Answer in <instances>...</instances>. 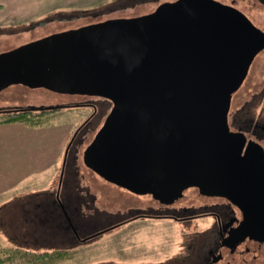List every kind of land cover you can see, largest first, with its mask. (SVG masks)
<instances>
[{"label": "water", "instance_id": "water-1", "mask_svg": "<svg viewBox=\"0 0 264 264\" xmlns=\"http://www.w3.org/2000/svg\"><path fill=\"white\" fill-rule=\"evenodd\" d=\"M263 36L215 0L163 2L1 53L0 91L21 84L111 101L83 164L162 205L225 199L237 222L215 262L264 264V152L244 148L227 123Z\"/></svg>", "mask_w": 264, "mask_h": 264}, {"label": "rangeland", "instance_id": "rangeland-1", "mask_svg": "<svg viewBox=\"0 0 264 264\" xmlns=\"http://www.w3.org/2000/svg\"><path fill=\"white\" fill-rule=\"evenodd\" d=\"M165 0H162V2ZM229 2L230 0H215ZM243 5V11L249 14L250 19L258 26L264 27V8L254 0H238ZM252 3H256L257 7H252ZM122 4V5H121ZM121 5V7H120ZM259 5V6H258ZM157 6L156 2L145 0H0V10L4 9L10 15L19 14L18 17H10L13 21L18 18L22 25L30 24L31 19L53 16V22L38 27L35 31L22 30L15 34L0 36V51L7 48L24 43L28 38L36 34L48 32L53 28H64L76 26L85 23H94L95 21H103L106 19H118L131 17H140L148 14ZM250 7V8H249ZM251 9V10H250ZM40 12V13H39ZM13 14V15H14ZM36 14V15H34ZM62 18H66L64 21ZM7 19V18H5ZM20 23V22H19ZM33 23V22H31ZM5 25L9 24L4 22ZM264 41V38H263ZM247 80L241 87V90L234 97L233 110L240 107L248 100H253L251 110L255 115L264 111L261 101L252 99V96H259L264 89V46L259 54H256L254 66L247 74ZM255 96V97H256ZM88 98H82L75 95H59L47 90H27L21 86L11 87L0 94V105L12 106H49L54 103H61L64 109L52 112L31 113L28 118L39 121V124H25L19 122H8L7 118L15 116H0V124L16 123L23 126L38 128L45 130L39 131L36 142L40 146H31L28 152L18 150L16 146L1 144L0 150L4 151V156H0V256L12 253L15 249L8 244L6 232L5 216L14 218V206L24 196L32 195L37 191H42L58 178L57 169L45 172L43 175H25L28 173L27 168L13 162L12 158L17 161L22 154H33L40 152L43 145H47L46 152H54L58 147L57 142H62L63 152L65 151L69 139L74 133L76 127L80 125L89 114L90 109L75 106L76 103L83 102ZM259 100H262L259 98ZM75 106V107H74ZM88 132L80 151L84 149L96 130ZM57 141V142H56ZM10 144H12L10 142ZM21 154V155H20ZM36 156V155H33ZM64 158V157H63ZM80 165V174L86 184H95L98 178L81 163V157L78 161ZM36 173V170H35ZM97 179V180H96ZM99 183V181H98ZM99 196V194L97 193ZM121 198L122 205L132 204V206L145 207L147 205H155L151 202L152 198L148 197H132L128 194ZM133 198V199H131ZM102 200V199H100ZM148 200L150 203L148 204ZM154 201V200H153ZM212 201V200H210ZM156 202V201H155ZM199 201L196 198H188L181 202L189 207H194ZM179 204V203H176ZM126 209V208H125ZM212 218L197 217L184 222L172 220H138L126 224L125 227L116 229L115 232L105 234L103 237L93 240L88 245L74 247L70 252H64L63 257H59L55 261L41 262L38 258L34 261L14 259L3 264H169L174 259L184 256L187 252L189 243L195 241L196 235L206 234L212 226ZM23 252V251H21ZM50 254L44 255L43 261L49 260ZM51 258V257H50Z\"/></svg>", "mask_w": 264, "mask_h": 264}, {"label": "flooded vegetation", "instance_id": "flooded-vegetation-1", "mask_svg": "<svg viewBox=\"0 0 264 264\" xmlns=\"http://www.w3.org/2000/svg\"><path fill=\"white\" fill-rule=\"evenodd\" d=\"M145 1L147 2L151 0ZM152 1L156 2L158 6L163 2H174L175 0H165L163 2L162 0ZM254 1H257L260 5H258L259 7L264 8V0ZM217 2L236 8L250 20L255 28L259 29L264 34V27L258 26L252 19H250L249 14L242 9L243 5L238 6V0ZM255 4L256 3H252L251 6L257 7ZM152 11L148 12V14L152 13ZM13 14L10 15L9 12L4 9L0 10V36L3 33L6 35H12L21 30L23 32L35 31L38 27L53 22L52 20L54 18L51 15H49V17L39 18L40 15L38 14L36 16L37 19H31L30 24L23 26L20 19L16 18L13 21L10 19L9 16L14 18L19 15ZM62 19L64 21L67 20L66 18ZM106 20L95 21L94 23L89 22L83 25L78 23L76 26L74 25L61 29L56 27L50 29L48 32L33 35L28 38L26 42L15 47L37 41L38 39L47 37L51 34L60 33L61 31L72 30L73 28L84 27L85 25L104 22ZM4 22L9 24L5 25ZM15 47L4 49L0 51V54L15 49ZM261 51L262 49L257 52V54ZM255 59L256 56L249 64L250 66L247 74L254 66ZM247 74L244 81L230 99L231 102L228 109L227 123L229 129L233 133L243 135L244 148H246L248 144H254L262 148L264 152V111L255 115L253 110H251L253 100H248V102L243 103L240 107L233 110V103L235 101L233 99L247 80ZM17 86H21L27 90H46L44 88H28L21 84L9 85L6 89ZM6 89L1 90L0 94L6 91ZM78 96L88 99L80 102V104L76 103L75 106L84 107L85 109L89 108L90 112L87 114V117H85L86 119L76 127L74 133L69 139V143L65 149L66 158L62 162L58 171V178H56L50 187H47L42 191H37L32 195L24 196L21 200L15 203L16 205L13 207L14 213H16L14 218L8 217V214L5 216V222H7L5 236L7 237L8 244L11 245V247L19 248L26 254L33 255L70 252L74 247L88 245L90 242H93V240L103 237L105 234L115 232L116 229L123 228L126 224L138 222V220L161 221L175 219L176 221L184 222L197 217H209L212 218L213 222L211 228L207 230L206 234L196 235L195 241L189 243L185 255L178 259H174L169 264H218V262L215 261L218 258L222 240H224V237L227 235L230 228H232L237 222L233 206L220 197H217L212 201H206L205 203L199 202L194 207H189L182 203L162 205L151 195L152 201H150L155 205H150L149 200L147 202L149 205L145 207H135L127 202L125 205H122L120 197L125 194L134 198L142 196L148 197V195H135L126 188L124 189L119 185L106 181L102 177L96 175L91 169L89 170L85 164H83L82 160L84 150L99 132V128L106 120L113 105L111 101L99 96ZM255 96L256 95L252 96V99L257 98V104L261 101L264 110V89L259 96ZM259 98L262 100H259ZM62 105L63 104L61 103H54L49 106H44V104L41 106L0 105V116L7 117L16 116L18 113L58 111L66 107L65 105ZM92 130H96L92 139H90L84 149L79 152L80 147L84 142L83 139L86 138L88 132ZM79 157H81V163L83 166L98 178L99 183L98 181L91 185L85 183L82 179L83 175L80 174V165L78 163ZM234 263V259L231 258L223 264ZM106 264L113 263L109 262Z\"/></svg>", "mask_w": 264, "mask_h": 264}, {"label": "crops", "instance_id": "crops-1", "mask_svg": "<svg viewBox=\"0 0 264 264\" xmlns=\"http://www.w3.org/2000/svg\"><path fill=\"white\" fill-rule=\"evenodd\" d=\"M45 130L44 128H29L23 126V124L19 123H7L0 124V145H12L16 146L18 150H28L31 146L36 147L40 146V143L36 142V137L40 133L39 131ZM10 142L12 144H10ZM57 142V141H56ZM58 147L54 150V152H46L45 149L47 145H43L41 147L40 152H35L33 154H20L21 157L19 160L15 161L13 158V162L15 164L23 165L28 170V173L25 175H43L45 172H50L52 169L59 168L63 162L64 152L62 148V142L60 140L57 142ZM2 148V146H0ZM36 155V156H33ZM0 156H4V151L0 150ZM36 170V173H35Z\"/></svg>", "mask_w": 264, "mask_h": 264}, {"label": "trees", "instance_id": "trees-1", "mask_svg": "<svg viewBox=\"0 0 264 264\" xmlns=\"http://www.w3.org/2000/svg\"><path fill=\"white\" fill-rule=\"evenodd\" d=\"M34 113V112H30V113H18L15 117L12 118H7L6 121L8 122H23L25 124H39V121L37 120H33V118H28L27 115ZM14 251L12 253H9L7 255H5V257L0 256V264H3L7 261H13L14 259H20V260H28V261H34L36 258H38L41 262H48V261H55L56 259H58L59 257H63V253L64 252H59V253H48L50 254L49 260L43 261L42 258H44V255L46 254H26L24 252H21L22 250H20L17 247H14ZM24 253V254H23ZM45 259V258H44Z\"/></svg>", "mask_w": 264, "mask_h": 264}]
</instances>
